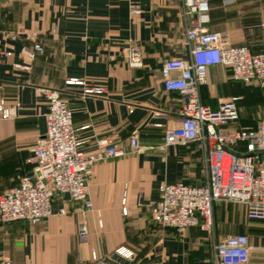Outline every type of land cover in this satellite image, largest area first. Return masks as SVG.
<instances>
[{"label":"crops","instance_id":"0c3cea01","mask_svg":"<svg viewBox=\"0 0 264 264\" xmlns=\"http://www.w3.org/2000/svg\"><path fill=\"white\" fill-rule=\"evenodd\" d=\"M208 1L210 31H225L232 45L252 52L264 48L263 0ZM135 3L139 14L130 13L126 0H0V98L4 106H16L14 117L0 119V194L31 169L26 160L46 129L43 87L61 91L86 152L102 139L128 148L134 132L143 146L141 152L92 166L94 210L85 217L62 195L45 222L0 223V264H215L202 229L193 226L177 234L137 204L140 194L144 201L157 199L162 183L203 184L206 163L200 141L159 147L166 127L176 126L180 118L179 93L163 88L159 67L166 58L188 57L181 0ZM35 42L43 51L30 58L22 49L33 50ZM128 42L141 49L139 67L126 63ZM70 79L76 81L67 83ZM238 84L245 83L232 79L228 68L212 66L198 87L200 103L215 109L220 98L240 96ZM89 88L102 92L87 93ZM61 206L65 213L57 212ZM82 223L88 229L86 241L78 238ZM245 225L238 221L241 231L250 234ZM228 232L223 228L217 240ZM255 233L254 241L248 237V264H264V229ZM119 247L131 255L120 256ZM253 250H260L257 258Z\"/></svg>","mask_w":264,"mask_h":264},{"label":"built area","instance_id":"2783aa9c","mask_svg":"<svg viewBox=\"0 0 264 264\" xmlns=\"http://www.w3.org/2000/svg\"><path fill=\"white\" fill-rule=\"evenodd\" d=\"M126 1L130 13H140L135 0ZM209 9L208 0H181L188 57L166 58L159 67L163 88L177 91L181 101L179 122L176 126L166 127L159 147L164 149L169 145L202 142L206 180L201 185L182 181L162 183L157 199L144 201L141 194L137 198V204L148 210L155 223L177 232L193 226L210 229L214 205L219 201L240 203L248 218L264 219V117L259 118L253 128L229 127L239 117L237 98H220L213 109L201 104L198 96V87L206 82L208 69L215 65L228 68L234 80L264 88V48L252 52L245 45H232L227 32L210 31ZM125 48L128 66H141L139 46L128 42ZM42 51L39 42L33 44V50L22 49L30 58H34L35 52ZM14 65L24 70L30 68L19 63ZM74 81L70 79L67 83ZM85 91L98 94L102 89ZM42 95L46 102L45 133L35 140L26 160L31 164L30 171L20 178L17 186L0 194V223L16 220L45 222L54 214L55 198L66 193L75 203V209L85 217L94 210L89 198L92 166L143 150L134 132L129 138L128 148L102 139L93 150L86 152L83 149L85 140L77 134L72 111L61 91L43 87ZM15 115L16 106L6 107L0 98V119ZM122 203H125V197ZM65 211L64 206L57 209L58 213ZM121 211L126 214V207L123 206ZM95 212L100 217V211ZM98 225L102 226L100 219ZM87 237L88 229L82 223L78 227V238L86 241ZM250 249L246 234H228L214 244L215 264H248ZM116 252L125 258L131 255L123 247L117 248ZM92 257L95 259V253Z\"/></svg>","mask_w":264,"mask_h":264},{"label":"rangeland","instance_id":"374dc122","mask_svg":"<svg viewBox=\"0 0 264 264\" xmlns=\"http://www.w3.org/2000/svg\"><path fill=\"white\" fill-rule=\"evenodd\" d=\"M237 87L240 88L237 94L240 95L238 96L239 100L237 97L236 101L239 117L235 123H231L229 127H251L256 118L264 117V88H257L250 84H238ZM239 220L244 221L246 224L245 226H249L250 234L241 231L238 226ZM256 223L257 225H254ZM223 228L225 231L229 230L228 234L244 233L250 237L251 241H254L255 239L253 237L256 236L255 231L264 229V219L248 218L244 206L240 203L219 201L218 208H214L212 227L208 230H202L208 236L212 250H214V244L218 242V233ZM187 229L182 232H175L177 234H183ZM259 251L260 250H253V257L255 256V258H257Z\"/></svg>","mask_w":264,"mask_h":264},{"label":"water","instance_id":"95a60500","mask_svg":"<svg viewBox=\"0 0 264 264\" xmlns=\"http://www.w3.org/2000/svg\"><path fill=\"white\" fill-rule=\"evenodd\" d=\"M65 197L69 198V195L66 193V194H65Z\"/></svg>","mask_w":264,"mask_h":264},{"label":"trees","instance_id":"16d2710c","mask_svg":"<svg viewBox=\"0 0 264 264\" xmlns=\"http://www.w3.org/2000/svg\"><path fill=\"white\" fill-rule=\"evenodd\" d=\"M209 2V1H208ZM247 128H253V127H247Z\"/></svg>","mask_w":264,"mask_h":264}]
</instances>
